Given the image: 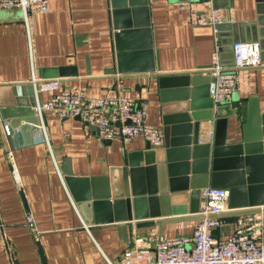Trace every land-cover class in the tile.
<instances>
[{"label": "crops", "instance_id": "obj_1", "mask_svg": "<svg viewBox=\"0 0 264 264\" xmlns=\"http://www.w3.org/2000/svg\"><path fill=\"white\" fill-rule=\"evenodd\" d=\"M216 4L221 7L217 8L220 22L230 18L253 23L247 28L241 25V30L256 35L264 63V0H217ZM211 8L210 1L148 0L155 70L124 76L112 69L105 0H48V10L30 14L27 21L18 8L0 9V264H106V259L118 261L139 235L190 238L197 218L189 212L154 217L153 225L141 228L134 220L85 222L65 186L59 169L65 156L77 175L104 174L146 139L134 136L125 143H106L92 125L52 110L43 111V128H37L39 121L32 123L31 130L24 126L25 120L36 117L30 110L32 77L48 78L42 76L45 69L73 66L75 75L56 76L64 86L102 96L117 80L122 93L146 101L147 122L161 127L154 73L210 69L218 38L212 25L197 23L196 16ZM236 32L240 34V29ZM229 55L224 51L218 58L228 61ZM233 96L257 97L264 106V64L238 71ZM48 97L47 91L37 93L38 101ZM245 107L246 102L240 103L242 120ZM5 121L12 124L7 139L12 160L4 150ZM207 130L208 136L212 125ZM26 212L33 215L37 238L25 224ZM219 218L218 236L247 233L264 239V210Z\"/></svg>", "mask_w": 264, "mask_h": 264}, {"label": "water", "instance_id": "obj_2", "mask_svg": "<svg viewBox=\"0 0 264 264\" xmlns=\"http://www.w3.org/2000/svg\"><path fill=\"white\" fill-rule=\"evenodd\" d=\"M105 1L113 72L121 76L153 73L148 0ZM199 1H210L213 8H221L217 0ZM250 24L253 23L234 22L230 18L215 23L218 56L224 51L230 54L229 60H219L220 64H233L232 45L237 38L258 40L254 33L241 30V25L247 28ZM238 29L240 34L236 35ZM76 73L73 66H60L56 70L45 69L42 76ZM154 77L163 133L161 145L154 146L146 140L142 147L127 151L120 165L98 175H77L70 158L62 159L60 172L84 221L134 220L135 227L141 228L153 225L152 218L159 216L189 212L198 218L201 189L207 185L228 192L227 211L215 216L264 210V106L258 98L233 96L230 102H214L209 95V70L154 73ZM117 86L115 80L110 89L116 90ZM30 87V94L34 95L33 86ZM33 95L30 110L36 117L25 120L24 126L30 130L32 123L39 121L32 109L36 103ZM243 102L244 120L240 108ZM209 125L213 129L211 136L206 135ZM92 127L98 134V128Z\"/></svg>", "mask_w": 264, "mask_h": 264}, {"label": "built area", "instance_id": "obj_3", "mask_svg": "<svg viewBox=\"0 0 264 264\" xmlns=\"http://www.w3.org/2000/svg\"><path fill=\"white\" fill-rule=\"evenodd\" d=\"M9 8L20 9L27 21L30 14L47 11L48 0H0V9ZM220 16L219 9L211 8L209 11L199 13L196 22L210 24L214 29ZM232 52L233 64L229 66L220 64L217 47L212 53L209 95L216 103L232 100L238 89L240 69L264 64L257 41H237L232 45ZM31 83L36 99L34 109L39 119L38 129L43 128L41 125L43 111L52 110L59 116H78L84 122L96 126L100 139L119 140L125 143L134 136H141L154 146L163 143L161 127L146 120L148 107L144 99L133 98L118 89H109L102 96H94L81 87L64 86L59 77H32ZM43 91L49 92V97L38 101L37 93ZM212 132L213 129L209 136ZM11 133V125L9 121H5L4 150L5 155L12 160V147L7 140ZM12 171L14 180L17 181V171L15 169ZM227 198L228 192L224 188L209 185L203 187L200 194L199 216L190 238L139 235L118 261L106 259V264H264V239L261 235L232 233L222 237L215 234V228L221 221L219 216L215 215L227 210ZM25 224L37 238L39 231L33 215L29 212L25 213Z\"/></svg>", "mask_w": 264, "mask_h": 264}]
</instances>
